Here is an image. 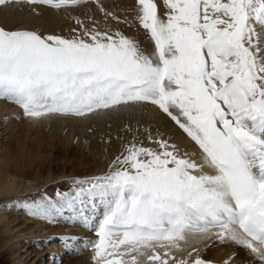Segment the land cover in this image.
Masks as SVG:
<instances>
[{
  "label": "snow or ice",
  "instance_id": "snow-or-ice-1",
  "mask_svg": "<svg viewBox=\"0 0 264 264\" xmlns=\"http://www.w3.org/2000/svg\"><path fill=\"white\" fill-rule=\"evenodd\" d=\"M136 11L151 50L79 20L71 37L0 28V98L33 121L149 103L201 162L149 133L155 147L130 142L106 175L74 178L55 203L27 205L29 215L53 221L67 210L88 226L86 205L102 203L87 245L95 264H209L197 249L176 252L188 233L214 228L264 262V0H136Z\"/></svg>",
  "mask_w": 264,
  "mask_h": 264
},
{
  "label": "rangeland",
  "instance_id": "rangeland-1",
  "mask_svg": "<svg viewBox=\"0 0 264 264\" xmlns=\"http://www.w3.org/2000/svg\"><path fill=\"white\" fill-rule=\"evenodd\" d=\"M41 5L66 19L61 28L52 32L47 30L43 35H78L82 32L81 24L77 23L79 20L87 29L110 34L119 32L140 42L146 39L153 47L146 31L134 26L133 20L137 16L136 0H82L77 5L60 9ZM36 6L38 5L30 4L27 0H10L8 4L0 5V28L28 30L10 24L9 14L16 13L24 17L31 13L38 15L40 11ZM160 10L162 13L166 11L162 6ZM147 105L153 106L149 103ZM26 117L19 105L0 98V166L2 162H7V168L17 173L18 180L21 181L15 195L0 198L3 205L0 210V239L7 241L6 246L0 247V264H95L94 249L87 245L88 242L97 240L92 229L102 218V203L95 202L94 208L86 205L85 214L91 218L88 226L78 219H72L73 213L67 210L63 216L50 221L29 215L26 206L45 199L55 203L57 193L69 191L74 178L106 175L110 165L121 153L107 155V165L101 168L87 149L66 141L63 135L54 136L46 129L39 128L35 131L25 126ZM48 173L52 179L44 184ZM23 181L24 187L30 181L34 189L24 192ZM22 201H25L24 205L21 204ZM10 205L16 210L7 209ZM4 226L6 227L3 228ZM249 252L230 239L216 236L200 257L209 264H264L255 258L257 256H250ZM218 253H224L222 263L216 262L220 258L217 257Z\"/></svg>",
  "mask_w": 264,
  "mask_h": 264
},
{
  "label": "bare ground",
  "instance_id": "bare-ground-1",
  "mask_svg": "<svg viewBox=\"0 0 264 264\" xmlns=\"http://www.w3.org/2000/svg\"><path fill=\"white\" fill-rule=\"evenodd\" d=\"M99 1L109 2L112 0ZM36 8L40 11L38 15L31 13L29 16L24 17L16 13H10V24L19 26V28L36 30L42 34L47 30L52 32L56 28H61L66 23L64 17L55 15L56 11L54 13L51 9L43 7L42 5L40 6V4L36 6ZM133 21L136 28H142L137 19ZM140 44L141 47L147 50H151L152 48L150 42L146 39L141 41ZM24 122L25 126L30 129L35 131L39 128L46 129L51 135H63L66 141H72L83 149H87L92 159H94L101 168H105L107 165V155L122 153L124 147L130 142H143L146 146L155 147V145L149 143V133H151L153 137L161 135L163 138L168 139L170 143L177 145L181 153L186 152L192 159L196 160L198 163L201 162L202 153L195 142L158 107L154 105L149 106L147 103L98 110L96 113L84 117L50 115L38 121H33L26 117ZM18 178L19 175H17V173L7 168V162H2L0 166V198L15 195L17 193L21 184ZM51 179V174L48 173L44 184L51 181ZM26 183L27 185L25 187L24 181L22 183L24 192L34 189V185H32L30 181ZM18 201H21V199H18ZM1 203L0 210L3 209ZM21 204L24 205L25 201H22ZM7 209L16 210V208L11 205ZM104 211L105 208L103 206V213ZM5 227L6 226L3 228ZM219 231L220 229L214 228L206 233H188L186 239L180 242L183 250L176 252V256L178 258H186L188 253L192 252L193 249H197L198 255L200 256L204 249L210 246L211 242L215 240ZM6 245L7 241L0 239V247ZM223 254H217V257L220 258H218L216 262L222 263L224 261ZM195 255H197V253H193V257H195ZM249 255L255 256L251 252H249Z\"/></svg>",
  "mask_w": 264,
  "mask_h": 264
}]
</instances>
